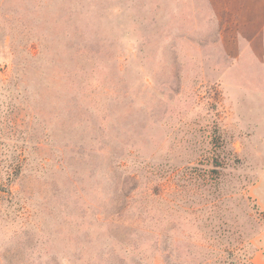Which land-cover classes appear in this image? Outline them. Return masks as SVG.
<instances>
[{
	"label": "rangeland",
	"instance_id": "obj_1",
	"mask_svg": "<svg viewBox=\"0 0 264 264\" xmlns=\"http://www.w3.org/2000/svg\"><path fill=\"white\" fill-rule=\"evenodd\" d=\"M0 264H264V0H0Z\"/></svg>",
	"mask_w": 264,
	"mask_h": 264
}]
</instances>
